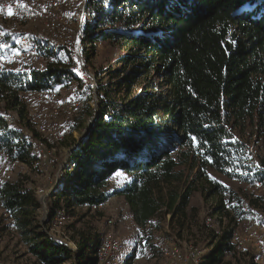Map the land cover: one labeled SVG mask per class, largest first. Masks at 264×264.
Segmentation results:
<instances>
[{
	"label": "trees",
	"instance_id": "16d2710c",
	"mask_svg": "<svg viewBox=\"0 0 264 264\" xmlns=\"http://www.w3.org/2000/svg\"><path fill=\"white\" fill-rule=\"evenodd\" d=\"M88 5L96 9L94 26L86 31L91 51L100 42L126 49L117 61L120 68L112 73L121 96L113 100L114 90L104 89L95 72L98 91L107 98L71 153L65 184L48 196L45 226H54L64 214L76 217L80 209L86 218L117 196L129 207L130 221L147 228L159 215L186 216L201 185L207 196L217 198V210L230 218L226 230L212 231L204 264H223L230 254L249 252L234 244L243 212L237 206L235 215L227 211L230 191L212 176L264 187V157L256 165L240 139L251 131L264 141V0H90ZM36 42L45 58L53 60L43 72L0 70V154L28 166L39 160L34 145L40 135L22 96L79 81L71 61L63 62L47 43ZM16 109L19 127L5 117ZM167 132L172 147L165 142ZM175 145L185 151L174 153ZM187 163L192 172L186 175L180 168ZM117 172L131 180L110 193L108 182ZM251 198L252 208H264L263 198ZM0 203L40 264H98L105 235L78 230L72 237L75 250L55 243L42 226H34L40 203L22 182L0 183ZM251 259L254 264V255Z\"/></svg>",
	"mask_w": 264,
	"mask_h": 264
},
{
	"label": "rangeland",
	"instance_id": "374dc122",
	"mask_svg": "<svg viewBox=\"0 0 264 264\" xmlns=\"http://www.w3.org/2000/svg\"><path fill=\"white\" fill-rule=\"evenodd\" d=\"M89 1L76 0L75 3L68 1L59 11L72 17L70 33L76 42L74 44L76 53L73 52L69 55L67 57L68 60H66L67 58L62 59L60 56L58 58L63 62L71 61V63L76 64V66L74 65L75 71L74 69L72 71H74L73 74L79 81L63 82L62 85L45 89V91L58 90L62 100L84 90V92H87L86 104L82 107H77V110L71 114L69 120H65L64 113L67 110L64 107L59 108L62 137L58 138L48 132V134L40 132L43 122L37 123L39 121L37 118L38 111H45L50 115L52 110H54V104L49 96L41 94V91L39 93L28 92L24 94L22 98L27 104L28 116L32 120L34 127H37L35 130L40 135V139L34 145V155L39 160H35L32 166H28L11 161L5 154L1 153L0 183L5 181H20L33 189L40 203L34 226H42L55 243L68 249L75 250L72 237L78 230L93 229L103 234V236L112 234L114 238L123 242L126 249V254L123 256L124 264H126L127 259L132 255L134 256L132 264H174V260L166 258L165 252L175 247H178L183 254V264H197L196 259L192 256L194 253L193 247L200 251V257L202 258H200L199 262L200 264H204L205 257L210 251L209 243L211 242L212 231L223 232L226 230L228 225H230V218L217 210V198L207 196L204 191L205 188L201 185L198 186V191L192 198L191 205L186 211V216L172 218L171 215H159L147 228H140L132 220L130 221L128 218V216L131 217L129 207L124 202V199L117 196L110 198L106 204L100 206L92 213H88L86 218L81 217L85 211L80 209L76 211V217H65L64 214L54 226H45L50 219L48 196L53 192L55 193L58 186L60 188L65 184L68 176L67 172L71 171L72 168L71 153L76 148V145L80 143V139L84 137L88 127L98 115L100 106L105 101V98H107L102 92L98 91L100 87L98 80L101 79V86L104 89L113 91L116 80L113 79L114 75L112 73L120 68L117 61L126 53V49L120 43L109 42H100L97 44L96 50L91 51V44L87 40L86 31L88 27L93 28L94 26L96 9L95 7H89ZM2 26L6 35H26L29 39L41 41L42 45L45 43L51 45L52 41H54L52 33L46 32L47 29L43 19H37V21L18 30H10L7 22H3ZM63 33L64 31L60 28L58 35L61 36ZM52 50L56 55L55 50ZM43 55V52L40 55H17L15 53L11 59L0 56V70L16 75L29 74L32 71L43 72L46 68V63L53 61L50 58L46 59ZM95 72H98V80H96ZM110 95L113 100H118L121 96L115 90ZM16 110L6 111L5 117L11 124L15 123L14 127H19L16 125L18 122L16 120H19V112H16ZM89 112H92L93 116H90ZM162 118L163 121L170 124L168 118L165 116H162ZM48 119L57 120L55 116H49ZM24 132L27 135L31 133L26 130ZM166 134L165 142L172 147L173 141L168 138L169 132ZM172 135L174 138L178 136V132L174 127ZM241 136L242 138L240 139L244 142L246 141L245 143L248 146V157L256 165H260V161L264 157V141L259 140L251 131H247ZM180 151L185 150L175 145L174 153H179ZM180 169L186 175L192 172L191 168H189V163L181 166ZM117 174L115 173L109 179L107 191L110 193L114 189H119L120 185L122 186L121 189L128 185L124 184V181L126 182L127 180L126 174L123 172H119V175ZM212 177L225 185L230 191L231 197L226 198L227 211L235 215L234 207L237 206L243 212L244 219L243 221L238 220L239 226L237 230H242L245 227L247 218H250L252 215L258 218L264 217V208L261 205H256L255 208H252V205L249 204L252 196L261 197L264 200L263 186L262 188L260 186L250 188L248 185L228 180L220 175H213ZM244 208H250L246 209L248 213L245 212ZM68 213L69 211L66 212V215ZM243 215L241 218H243ZM208 218H211L212 221L208 222ZM138 243L142 246L140 252L136 250ZM165 244L168 245L165 246ZM246 253H242V255H240L241 253H237L236 255L230 254L225 258L223 264H249V261L253 260L251 259L253 255L250 253L251 257L244 256ZM90 259L93 261L94 257ZM0 260L4 262L3 264H40L36 258L28 253L26 237L16 229L14 220L2 208L1 203ZM66 264L73 263L69 262Z\"/></svg>",
	"mask_w": 264,
	"mask_h": 264
},
{
	"label": "bare ground",
	"instance_id": "6f19581e",
	"mask_svg": "<svg viewBox=\"0 0 264 264\" xmlns=\"http://www.w3.org/2000/svg\"><path fill=\"white\" fill-rule=\"evenodd\" d=\"M68 1L71 3L76 2V0H0V56L11 59V57L17 52L19 54L30 55L41 54L42 47L40 48L36 41L29 39L26 35H6L2 26L3 22H7L10 30H18L21 27H25L30 23L37 21V19H43L47 29L46 32L49 31L52 33V39H54V41L51 40L53 43H51V45L48 43V46L55 50L54 52H56L57 58L60 56V58L66 59L69 55H71L73 53L72 48H76L74 45L76 42L70 33L72 17L69 14L59 12L61 10L60 8L64 7ZM9 7L11 11H17V15L9 16L8 13H6V11L9 10ZM60 28L64 31L61 36L58 35V30ZM68 45L69 47H67ZM66 60H68V58ZM72 64V69L75 71L76 68L74 67L76 64L73 62ZM40 93L49 96L54 104V110H52L50 115H48L45 111H38L37 118L39 121H37V123L39 124V122H43L40 132L42 131V133L45 134L50 133L58 138H61L62 123L59 122V108L64 107V109L67 110V112L64 113L65 120H69L71 118V114L77 110V107H82L86 104L87 92L82 90L81 92L71 95L65 100L61 99L58 90H44ZM75 98L76 100L74 102ZM70 103H73V106H71ZM18 111L19 110L17 109L16 112ZM49 116H55L57 120H49ZM248 186L250 188L257 186L262 188V184L258 182L249 184ZM261 218L264 219V217L258 218L257 216L252 215L250 218H247L245 227L242 230H237L234 234V244L236 249L240 252L249 251L252 255H254V264H264V259L256 254L264 253V220ZM211 221V218H209L208 222ZM103 242H105V248H109L106 255L102 252L104 251ZM139 247L142 248L140 243L137 244L136 250H139ZM193 249L194 253L192 256L196 259L197 264H200L199 261L200 258H202L200 257L201 253L197 248L193 247ZM125 254L126 249L124 248L123 242L114 238L112 234H107L102 240L101 247L96 254V259L99 264H124L123 256H125ZM165 256L168 260H174V264H183V254L178 247L165 252ZM3 263L4 262L0 260V264Z\"/></svg>",
	"mask_w": 264,
	"mask_h": 264
},
{
	"label": "built area",
	"instance_id": "2783aa9c",
	"mask_svg": "<svg viewBox=\"0 0 264 264\" xmlns=\"http://www.w3.org/2000/svg\"><path fill=\"white\" fill-rule=\"evenodd\" d=\"M9 10H10V7H9ZM9 10L6 11V13H8L9 15ZM12 12V15H17V11H11ZM10 16V15H9ZM69 47V45L67 46ZM73 49V52L76 53V48H72ZM90 79V78H89ZM76 98L74 99V102H75ZM71 106H73V103H70ZM254 234V233H253ZM258 240V239H257ZM104 243V251L103 254L106 255V252H108L109 248H105V242ZM140 249L141 247H139V252H140ZM259 257L263 258L264 259V253H256Z\"/></svg>",
	"mask_w": 264,
	"mask_h": 264
},
{
	"label": "water",
	"instance_id": "95a60500",
	"mask_svg": "<svg viewBox=\"0 0 264 264\" xmlns=\"http://www.w3.org/2000/svg\"><path fill=\"white\" fill-rule=\"evenodd\" d=\"M96 119H97V116L94 118L93 122H92V123L90 124V126L88 127L86 133H88L89 130L92 128V126L94 125V122L96 121ZM86 133H85L84 137L86 136ZM84 137H82V138L80 139V141L83 140ZM57 189H58V187H57ZM57 189H56V190H57ZM53 193H54V192H53ZM53 193H52V194H53Z\"/></svg>",
	"mask_w": 264,
	"mask_h": 264
},
{
	"label": "crops",
	"instance_id": "0c3cea01",
	"mask_svg": "<svg viewBox=\"0 0 264 264\" xmlns=\"http://www.w3.org/2000/svg\"><path fill=\"white\" fill-rule=\"evenodd\" d=\"M117 173H119V172H117ZM126 178H127V180H126V182L124 181V184H128V183L130 182V180H131V176H129L128 174H126ZM57 190H59V186H58V189H57ZM166 245H168V244H165V246H166ZM165 246H164V247H165ZM164 247H163V248H164ZM164 261H165V260H164Z\"/></svg>",
	"mask_w": 264,
	"mask_h": 264
},
{
	"label": "snow or ice",
	"instance_id": "6c2138e0",
	"mask_svg": "<svg viewBox=\"0 0 264 264\" xmlns=\"http://www.w3.org/2000/svg\"><path fill=\"white\" fill-rule=\"evenodd\" d=\"M9 15H12L11 9L9 10ZM16 54L18 55L19 53L17 52ZM117 175H119V173Z\"/></svg>",
	"mask_w": 264,
	"mask_h": 264
}]
</instances>
